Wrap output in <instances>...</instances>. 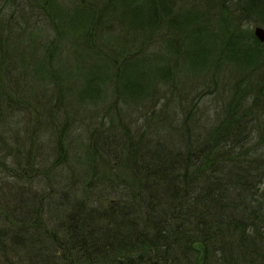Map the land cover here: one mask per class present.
Returning a JSON list of instances; mask_svg holds the SVG:
<instances>
[{
	"label": "trees",
	"instance_id": "1",
	"mask_svg": "<svg viewBox=\"0 0 264 264\" xmlns=\"http://www.w3.org/2000/svg\"><path fill=\"white\" fill-rule=\"evenodd\" d=\"M255 26L264 0H0V172L41 184L33 150L49 136L63 183L0 194V264H264ZM21 38L38 40L43 82L74 67L29 92ZM22 113L24 134L6 135Z\"/></svg>",
	"mask_w": 264,
	"mask_h": 264
},
{
	"label": "rangeland",
	"instance_id": "2",
	"mask_svg": "<svg viewBox=\"0 0 264 264\" xmlns=\"http://www.w3.org/2000/svg\"><path fill=\"white\" fill-rule=\"evenodd\" d=\"M65 0H58V2H64ZM43 24H46L44 21L42 22ZM48 34V31H41L40 29L37 30L35 32V35L33 37V39H38V38H42L44 39L46 37V35ZM26 42H24V40H22V38L20 39L19 42V47H18V51L13 52L11 58L13 61H11L14 65L20 66L18 64L20 57H24L25 58V62H24V68H26L28 71L26 72V82H30L28 85V91L29 92H37L38 90H41L43 88L44 84H48L50 81L53 82L54 78H50L51 76L55 75V76H64L66 69H70L73 66L72 61H68L67 65L65 64H58L57 65V72H52L53 75L46 77L47 79L43 82L40 78H43L41 75L43 74L42 71H40L36 65H38L39 63L42 62V59L44 58L43 54H41V52H37L35 46H37V42L38 40H32L31 41V47H26ZM24 74V78H25V73ZM66 84L69 85H77L80 86V82H75V81H71L68 83V81L66 82ZM43 94H39L38 96L31 97L30 98V102H28V104L31 106V112L32 113H36V114H40L41 111V105H37L36 102L39 101H43L45 102L49 95H47L44 92H41ZM45 94V95H44ZM42 104V103H40ZM204 105H206V107L210 108L211 113H213V109L215 106V102L213 100H211V98H207L205 99ZM26 116L24 113L21 114V118L19 120H15L13 123H11L10 125H8L6 127V135L9 134V132L14 133L17 132L19 136H21V133L24 134V119L26 120ZM24 117V119H23ZM138 117V118H137ZM125 120L132 126V129L135 125L136 120H139L138 123L141 124L143 123V119L141 118V113L139 112H134L131 116L130 115H126L124 116ZM205 119V116H202V120ZM41 127V125H40ZM39 127V128H40ZM80 130V129H79ZM77 130V131H79ZM135 131V130H132ZM21 132V133H19ZM75 134H78V132H76ZM74 134V135H75ZM49 136H44L41 139H38L34 148V154L37 158V164L36 167L38 168V171L41 173L42 178V182L41 184H38L36 182V180L41 179V178H33L34 175H38L37 173L34 174V171H31L29 174H33V176H31L28 179H20L18 181H15L11 176L10 173L7 172H0V194H3V200L4 198H9L12 199L13 194L18 190L20 192L24 193L25 188L33 185L35 189H40V192L42 191V188L45 187L48 190H50L51 194H53V196L59 197L60 196V186H63V183H60V180L57 176H54V172L49 170V161H48V157H47V153L49 151L50 145H49ZM77 138H74L75 142ZM0 143L1 142L0 140ZM12 145L11 140H8V142L6 144H0V150L1 152H8L10 147H8V145ZM44 158H46L47 160L45 161ZM3 170V169H1ZM18 182V183H16ZM39 192V193H40ZM12 202V201H11Z\"/></svg>",
	"mask_w": 264,
	"mask_h": 264
},
{
	"label": "water",
	"instance_id": "3",
	"mask_svg": "<svg viewBox=\"0 0 264 264\" xmlns=\"http://www.w3.org/2000/svg\"><path fill=\"white\" fill-rule=\"evenodd\" d=\"M253 33L258 41L264 43V28L262 26H255Z\"/></svg>",
	"mask_w": 264,
	"mask_h": 264
}]
</instances>
